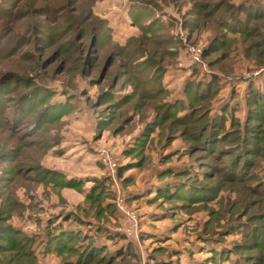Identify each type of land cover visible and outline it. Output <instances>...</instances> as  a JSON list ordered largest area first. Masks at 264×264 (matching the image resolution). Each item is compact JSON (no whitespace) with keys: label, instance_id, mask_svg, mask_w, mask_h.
<instances>
[{"label":"rangeland","instance_id":"1","mask_svg":"<svg viewBox=\"0 0 264 264\" xmlns=\"http://www.w3.org/2000/svg\"><path fill=\"white\" fill-rule=\"evenodd\" d=\"M258 90L264 0H0V264H264Z\"/></svg>","mask_w":264,"mask_h":264},{"label":"trees","instance_id":"2","mask_svg":"<svg viewBox=\"0 0 264 264\" xmlns=\"http://www.w3.org/2000/svg\"><path fill=\"white\" fill-rule=\"evenodd\" d=\"M209 50H210V49H209ZM209 50H208V51L206 50L205 53H206V54H209V53H210ZM256 93H257V94H256ZM256 93H255V94H256V99L254 98V100L256 101L255 103H262V102H264V99H261V94H262V93L259 92V90L256 91Z\"/></svg>","mask_w":264,"mask_h":264}]
</instances>
